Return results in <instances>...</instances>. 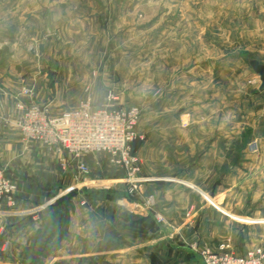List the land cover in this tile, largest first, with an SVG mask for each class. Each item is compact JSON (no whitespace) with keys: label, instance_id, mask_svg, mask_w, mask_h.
Returning a JSON list of instances; mask_svg holds the SVG:
<instances>
[{"label":"crops","instance_id":"crops-1","mask_svg":"<svg viewBox=\"0 0 264 264\" xmlns=\"http://www.w3.org/2000/svg\"><path fill=\"white\" fill-rule=\"evenodd\" d=\"M254 3L260 14L257 15L255 8V17L244 15L238 21V28L244 31L246 40L247 24H260L259 29L254 34L252 32L248 39L263 41V22L260 18L264 0H254ZM124 7L122 0H0V48L5 46L9 49L7 57L0 60V168L15 174L18 185L13 205L3 204L0 208L3 215L0 216V247L4 248L3 245L8 244V249L0 252V264H18L23 261V257L25 259V256L31 255L27 252L31 251L32 236L43 227L39 213L58 199L56 192L64 187L74 190L98 183L119 186L114 187V192L109 196L98 194L86 198L85 193L79 192L71 198L69 235L52 256L55 262L201 264L190 259L193 255L191 249L208 247L217 250L224 246L235 254H242L248 249L242 247L239 240L236 246V241L232 243L221 236V233L230 231L233 225L227 220L231 212L228 191L231 190L232 179L241 181L239 171L245 161L228 166L219 183V191L212 193L216 172L221 163L223 165V161L218 160L220 157L215 159V154H225L223 149L214 144L215 139L210 145L199 146L198 153L201 155L193 167L196 170L193 175L179 179L176 171H172V163L170 166L163 164L154 168L151 163L149 165L147 161L151 160L149 156L155 150L152 144L155 135H148L146 142L139 148L143 156L140 174L146 178L141 186V195L155 197V205L148 211L140 205L138 194L127 193L123 185L125 183L114 182L123 181L124 176H113L116 171L109 167L107 157L84 154L79 159L72 158L68 166L63 167L54 149L40 143L25 146L17 129L3 123L2 116L14 118L18 115L15 98L24 87L30 88L31 96L23 100L47 105L52 115H60L74 108L87 97L95 105H105L106 90L112 89L118 94L116 90L123 87L121 73L115 67V62L106 55L99 60H85L82 58L86 54L79 50L69 59L68 52L62 50L60 56L53 55L51 58L49 47L52 39H65L66 34L79 35L85 32V28L88 33H96L88 30L90 26L97 27L98 32L102 33L104 30L101 27L108 22L115 23L118 9ZM27 42H35L36 45L43 43L45 55L35 56L30 49V56L25 57L21 47ZM7 48L2 50L7 51ZM77 56L80 59H76ZM248 56L264 64L257 53L251 51ZM194 61L189 68L191 83L202 70L215 77V74L223 73L219 69L230 68L229 64L221 65L219 61L216 63L209 59L204 68L205 65L199 66L196 57ZM256 88L249 94L251 100L248 101L247 93L243 99H247L245 103L255 102L262 106L264 89L260 90V83ZM227 100L229 103V98L222 99L223 106ZM206 101L214 103L209 98ZM228 116L229 112L225 117L224 108L222 119H228ZM224 134L225 130L220 135ZM78 161L89 165L88 176L78 177ZM122 172L124 175L125 172ZM153 212L160 213L166 221L163 225L155 223L156 231H152L148 225L151 216L154 217ZM244 213L241 206H235L232 215L241 218L239 216L246 215ZM6 226H10L8 236L2 234Z\"/></svg>","mask_w":264,"mask_h":264},{"label":"rangeland","instance_id":"rangeland-1","mask_svg":"<svg viewBox=\"0 0 264 264\" xmlns=\"http://www.w3.org/2000/svg\"><path fill=\"white\" fill-rule=\"evenodd\" d=\"M122 1L125 7L118 9V19L113 24L108 22L101 27L104 30L102 33L98 32L97 27L89 25L91 28L88 30L96 33H88L85 28V32L79 35L66 34L65 39H52L49 47L51 58L53 55L60 56L61 51L66 50L71 59L73 54L81 50L86 54L82 59L99 60L106 55L115 62L123 82V87L116 90L118 103L123 106L136 105L141 109L137 130L142 138L136 139L138 143L134 152L140 164L143 159L139 153L140 146L146 142L148 135H155L152 142L155 150L149 156V165L151 163L154 168L163 164L170 166L172 163L171 168L173 172L176 171V177L187 178L196 171L193 167L200 159L199 146L210 145L215 139L214 144L223 149L225 154H215V159L220 157L218 160L223 161V165L221 163L216 172L213 193L219 191V183L228 166L245 161L238 170L241 181L232 179L231 190L228 191L231 198L228 207L231 212L227 220L233 225L230 231L221 233V236L225 240L230 239L232 243L239 240L242 247H248L245 252L256 248L264 252V103L260 106L255 102L245 103L247 99H243L247 93L248 101L251 100L249 94L257 90L260 83L259 76L245 57L252 51L264 60V40L248 39L252 32L254 34L259 29L260 24H247V41L244 40V31L238 28V21L244 15L255 17V8L257 15L260 14L254 0ZM260 19L264 30V10ZM29 43L21 47L24 56H30V49L34 50L33 55H39L38 45L35 42L32 45ZM2 48L0 60L9 54L8 48L7 51ZM44 55L45 52L40 56ZM194 57L199 66L205 65L204 68L208 59L219 61L221 65L229 64L230 68L219 69L223 73L215 74V77L202 70L191 83L189 68L191 62H195ZM75 58L80 59L78 56ZM222 75L225 77L220 78ZM208 98L214 103L206 101ZM224 98H229L230 104L227 100L223 106ZM224 108L225 117L227 112L229 116L223 120ZM224 130L225 134L220 135ZM108 164L112 171H116L114 177L124 176L122 168L110 162ZM139 177L142 182L146 181L141 174ZM114 182L124 183L121 180ZM105 184H88L70 191L64 187L56 195L60 198L72 191H76L77 195L84 189L88 192L86 198H93L97 192L103 196L114 192L113 188L119 186ZM123 185L128 193L127 185ZM235 206H241L246 215L239 216L241 218L233 216ZM51 208L48 205L44 212L39 213L43 230L50 225ZM0 216H3L2 213ZM1 222L0 218V225ZM9 228L6 226L2 234L8 236ZM3 247H0V252L8 249V244L5 243ZM201 249H191L193 255L190 259L203 264ZM27 253L31 254L32 250ZM25 257L23 263L18 264H28L30 256ZM41 264H55V261L49 256L43 258Z\"/></svg>","mask_w":264,"mask_h":264},{"label":"built area","instance_id":"built-area-1","mask_svg":"<svg viewBox=\"0 0 264 264\" xmlns=\"http://www.w3.org/2000/svg\"><path fill=\"white\" fill-rule=\"evenodd\" d=\"M31 90L24 87L15 98L18 115L14 118L2 116L6 125L15 127L25 146L40 143L54 149L57 160L67 167L72 158L79 159L84 154L103 155L109 162L125 172L123 182L131 194L139 195V203L145 210H152L155 197L141 194L142 179L139 177L141 164L132 151V143L142 138L138 133L141 109L136 105L123 106L118 103V95L109 90L105 105H95L90 97L60 115H52L47 105L27 103ZM78 177L90 174V167L83 161L76 163ZM17 184L5 170L0 168V208L3 204L13 205ZM71 189H68L70 191ZM160 224H166L164 217L153 212ZM203 264H264V252L260 248L242 254H234L226 247L218 250L202 248Z\"/></svg>","mask_w":264,"mask_h":264},{"label":"trees","instance_id":"trees-1","mask_svg":"<svg viewBox=\"0 0 264 264\" xmlns=\"http://www.w3.org/2000/svg\"><path fill=\"white\" fill-rule=\"evenodd\" d=\"M138 141L134 140L132 143V151L135 152V148ZM5 173L12 179L16 180L15 174L7 171ZM79 192L88 194L87 190L82 189ZM76 191H72L69 195L58 198L51 206L52 212L50 214V225L47 229H40L32 236L30 262L28 264H41V260L45 257H51L61 247L62 242L69 235L70 225V201L73 196L76 195ZM100 193H95V195ZM110 193H106L103 196H109ZM152 217V218H151ZM148 225L152 231H156V220L151 216ZM158 224V223H157ZM55 264H68L65 260L56 261Z\"/></svg>","mask_w":264,"mask_h":264},{"label":"water","instance_id":"water-1","mask_svg":"<svg viewBox=\"0 0 264 264\" xmlns=\"http://www.w3.org/2000/svg\"><path fill=\"white\" fill-rule=\"evenodd\" d=\"M34 50H31V53H33ZM37 52L39 55L44 53V44L40 43L37 46ZM248 63L252 70L259 76L260 79V90L264 89V64L260 63L258 60L253 59L249 56H247Z\"/></svg>","mask_w":264,"mask_h":264}]
</instances>
